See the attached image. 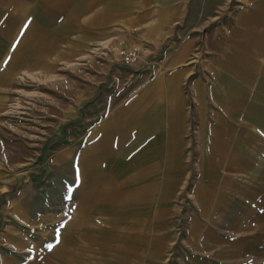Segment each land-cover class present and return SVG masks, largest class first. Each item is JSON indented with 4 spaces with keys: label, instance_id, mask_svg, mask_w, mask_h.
Returning a JSON list of instances; mask_svg holds the SVG:
<instances>
[{
    "label": "rangeland",
    "instance_id": "374dc122",
    "mask_svg": "<svg viewBox=\"0 0 264 264\" xmlns=\"http://www.w3.org/2000/svg\"><path fill=\"white\" fill-rule=\"evenodd\" d=\"M33 6L0 0V264H264V19H238L248 1L146 0L102 39L72 19L35 40ZM190 68L177 83L186 167L164 176L146 170L152 137L107 136L123 113L129 131L157 127L166 100L142 91Z\"/></svg>",
    "mask_w": 264,
    "mask_h": 264
},
{
    "label": "crops",
    "instance_id": "0c3cea01",
    "mask_svg": "<svg viewBox=\"0 0 264 264\" xmlns=\"http://www.w3.org/2000/svg\"><path fill=\"white\" fill-rule=\"evenodd\" d=\"M146 0H34V6L31 8V16L29 19L35 20V27L31 28L30 34L34 33L35 40L45 39L48 34L54 32L70 30L75 31L69 27H64V24H69L72 19H80L82 26L78 31H83L84 33H92L95 39H102L104 36V31L108 28L115 27V31H123L122 26L126 24L127 19H138L139 10L144 9ZM163 1V0H162ZM246 1V0H243ZM248 9L245 11L244 16L238 19H264V0H247ZM146 7V6H145ZM28 19L27 14L23 16ZM47 21L52 23L51 25L46 24ZM49 26V27H47ZM168 31V30H167ZM153 37L160 38L166 33V31L158 30L157 25H154L152 29ZM41 34V35H38ZM118 35V34H117ZM120 39L122 35H118ZM109 36H105L106 38ZM27 39V36L25 37ZM103 45L108 43V45H113L111 38L107 40H101ZM111 41V42H109ZM142 40H137L136 43H140ZM101 44V45H102ZM38 46V43H37ZM191 44L187 41L179 47V44H169V47L165 53L166 61L169 65L175 64L180 59H185L190 55ZM226 60V59H225ZM220 64L224 65V62ZM240 64V63H238ZM154 67L158 70L161 65L155 64ZM163 68V66H162ZM213 68V67H212ZM215 73L212 75L214 78L217 75L219 69H212ZM244 70H249L248 68H243ZM192 69H181L176 71L173 76H169L167 81H157L152 87L142 91V102H160L161 99L166 100L163 104V109L166 113L163 115H153L149 116L147 122L157 121L158 126H148L145 131L128 130V125L134 123L135 115L130 113H123L121 121L123 128L120 132L108 133V137H112L114 134H130V135H143L147 137H152L148 141V163L146 170H151V168L161 167L164 176H170L172 174V169L186 167L182 166L180 161H182V151L185 145L186 130L182 127V113L180 111V93L178 89V79L189 73ZM159 80V79H158ZM195 93L198 95V85L193 84ZM139 115V114H138ZM254 117L260 118L262 116L261 112H253ZM114 141L115 139H110ZM116 141V140H115ZM182 142V143H181ZM110 148H108V151ZM157 155L153 157L154 161L151 162V155L156 153ZM155 162V164H154ZM185 169V168H184ZM148 173V171H147ZM148 177V175L146 174ZM101 194V193H100ZM94 198V197H93ZM93 200H100V197L95 196ZM215 213V212H214Z\"/></svg>",
    "mask_w": 264,
    "mask_h": 264
},
{
    "label": "built area",
    "instance_id": "2783aa9c",
    "mask_svg": "<svg viewBox=\"0 0 264 264\" xmlns=\"http://www.w3.org/2000/svg\"><path fill=\"white\" fill-rule=\"evenodd\" d=\"M119 57L123 64L130 66L138 63L139 53L136 48H125L119 51Z\"/></svg>",
    "mask_w": 264,
    "mask_h": 264
}]
</instances>
